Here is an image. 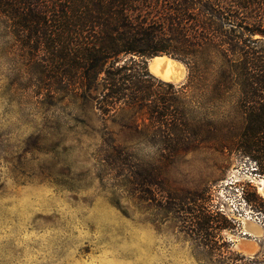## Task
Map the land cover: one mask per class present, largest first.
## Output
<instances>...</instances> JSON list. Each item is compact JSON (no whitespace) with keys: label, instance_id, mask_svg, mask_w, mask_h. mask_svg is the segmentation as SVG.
<instances>
[{"label":"trees","instance_id":"obj_1","mask_svg":"<svg viewBox=\"0 0 264 264\" xmlns=\"http://www.w3.org/2000/svg\"><path fill=\"white\" fill-rule=\"evenodd\" d=\"M0 24L38 96L57 106L94 99L100 85L101 115L128 110L135 126L141 121L138 144L156 156L138 163L106 133L102 176L179 224L206 264H239L222 236L232 222L206 205L208 190L174 186L166 170L209 147L248 159L264 178V0H0ZM158 54L184 64L186 81L151 76L145 60Z\"/></svg>","mask_w":264,"mask_h":264},{"label":"rangeland","instance_id":"obj_2","mask_svg":"<svg viewBox=\"0 0 264 264\" xmlns=\"http://www.w3.org/2000/svg\"><path fill=\"white\" fill-rule=\"evenodd\" d=\"M25 63L0 24V264H206L179 224L151 206L142 208L99 170L106 133L136 162H151L155 148L138 144L141 121L135 126L128 110L101 115L95 108L100 85L94 99L56 106L37 95L39 83ZM186 77L187 71L174 85ZM189 115L198 120L205 112ZM166 176L174 186L208 190L206 205L232 222L222 236L229 251L243 257L238 263L264 264V233L255 251L242 248L244 240L254 239L243 234L244 221L264 229L258 190L264 178L248 159L204 147L177 158Z\"/></svg>","mask_w":264,"mask_h":264},{"label":"bare ground","instance_id":"obj_3","mask_svg":"<svg viewBox=\"0 0 264 264\" xmlns=\"http://www.w3.org/2000/svg\"><path fill=\"white\" fill-rule=\"evenodd\" d=\"M148 70L156 78L169 82L178 83L185 75L186 68L180 61L172 59L168 56H156L148 61ZM259 192L264 197V179H261L258 186ZM264 229L255 221L248 218L244 221L243 234L253 237V240L246 239L242 244L244 251L252 253L256 250L257 244L255 240L263 236Z\"/></svg>","mask_w":264,"mask_h":264},{"label":"water","instance_id":"obj_4","mask_svg":"<svg viewBox=\"0 0 264 264\" xmlns=\"http://www.w3.org/2000/svg\"><path fill=\"white\" fill-rule=\"evenodd\" d=\"M156 56H167V55H165V54L154 55V56H152V57H149L148 60L153 59V58L156 57ZM168 57H169V56H168ZM170 58H172V57H170ZM172 59H173V58H172Z\"/></svg>","mask_w":264,"mask_h":264},{"label":"built area","instance_id":"obj_5","mask_svg":"<svg viewBox=\"0 0 264 264\" xmlns=\"http://www.w3.org/2000/svg\"><path fill=\"white\" fill-rule=\"evenodd\" d=\"M219 212L223 214V211L221 209H219Z\"/></svg>","mask_w":264,"mask_h":264}]
</instances>
